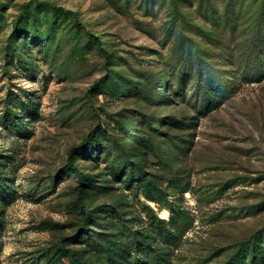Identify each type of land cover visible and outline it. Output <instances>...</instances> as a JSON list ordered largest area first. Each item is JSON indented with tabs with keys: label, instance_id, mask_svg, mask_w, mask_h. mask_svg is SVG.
I'll return each instance as SVG.
<instances>
[{
	"label": "rangeland",
	"instance_id": "374dc122",
	"mask_svg": "<svg viewBox=\"0 0 264 264\" xmlns=\"http://www.w3.org/2000/svg\"><path fill=\"white\" fill-rule=\"evenodd\" d=\"M0 264H264V0H0Z\"/></svg>",
	"mask_w": 264,
	"mask_h": 264
},
{
	"label": "trees",
	"instance_id": "16d2710c",
	"mask_svg": "<svg viewBox=\"0 0 264 264\" xmlns=\"http://www.w3.org/2000/svg\"><path fill=\"white\" fill-rule=\"evenodd\" d=\"M170 232H171L172 236H175V237L173 238V240L176 242L177 239H178L177 234H176L175 232H173V231H170Z\"/></svg>",
	"mask_w": 264,
	"mask_h": 264
}]
</instances>
